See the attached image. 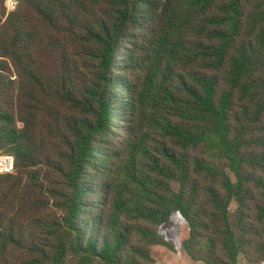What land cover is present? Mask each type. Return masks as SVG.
I'll list each match as a JSON object with an SVG mask.
<instances>
[{
	"label": "trees",
	"instance_id": "16d2710c",
	"mask_svg": "<svg viewBox=\"0 0 264 264\" xmlns=\"http://www.w3.org/2000/svg\"><path fill=\"white\" fill-rule=\"evenodd\" d=\"M7 1L0 264H264V0Z\"/></svg>",
	"mask_w": 264,
	"mask_h": 264
},
{
	"label": "rangeland",
	"instance_id": "374dc122",
	"mask_svg": "<svg viewBox=\"0 0 264 264\" xmlns=\"http://www.w3.org/2000/svg\"><path fill=\"white\" fill-rule=\"evenodd\" d=\"M13 0H8L6 2V7L8 11L13 9ZM234 205L231 208L233 211ZM161 233L175 244L179 246L180 242L188 237V229L186 224L177 216H173L171 221L161 227ZM156 264H203L202 262H193L185 255L182 251L177 250L175 253H169L164 259L159 260ZM246 264V263H241Z\"/></svg>",
	"mask_w": 264,
	"mask_h": 264
},
{
	"label": "built area",
	"instance_id": "2783aa9c",
	"mask_svg": "<svg viewBox=\"0 0 264 264\" xmlns=\"http://www.w3.org/2000/svg\"><path fill=\"white\" fill-rule=\"evenodd\" d=\"M16 3L14 2L13 8ZM14 171V158L10 155H0V174H9Z\"/></svg>",
	"mask_w": 264,
	"mask_h": 264
}]
</instances>
